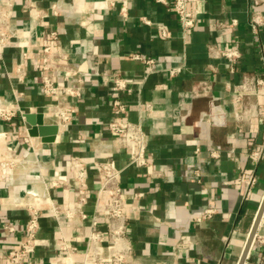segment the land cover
<instances>
[{"label":"crops","instance_id":"obj_1","mask_svg":"<svg viewBox=\"0 0 264 264\" xmlns=\"http://www.w3.org/2000/svg\"><path fill=\"white\" fill-rule=\"evenodd\" d=\"M166 1L127 0L124 13L123 0H13L10 28L15 37L3 54L11 76H0L1 96L17 98L25 112H42L46 100L32 57L52 30L83 78L84 89L72 122L59 130L54 142L33 136L15 139L16 150L28 149L29 155L15 170L11 185L0 179V253L25 238L28 211L16 202L27 191L49 193L68 207L74 204V157L89 164L90 201L84 209L89 215L98 187L93 161L127 166L129 154L117 150L107 126L116 95L112 80L119 75L131 88L119 96L129 102V118L142 123L151 162L161 172L149 176L145 168L129 166L122 175L136 264H238L264 196V155L258 161L250 158L252 150L264 147V95L238 99L235 90L246 77H264V0H202L196 26L186 38L170 8L172 0ZM255 16H260L258 24ZM220 21L225 25H218ZM159 25L166 26L168 36H161ZM210 45L239 46L242 56L234 71L225 59L209 54ZM135 53L154 62L133 58ZM19 63L26 68L24 82L13 77ZM172 66H181L178 75L165 70ZM140 102L151 103V109ZM45 122L54 123L49 117ZM29 127L20 115L14 125L0 121V131ZM4 146L0 140V158ZM213 150L218 157H211ZM194 168L202 169L201 181ZM245 170L258 176L249 200L242 198L239 181ZM59 179L64 184L46 186ZM138 192L143 195L136 197ZM41 203L42 244L34 259L67 263L63 247L76 246L73 260L81 262L90 219L56 220L47 200ZM209 206L218 209L212 219L192 220ZM257 234L264 237V215ZM244 264H264V242L252 245Z\"/></svg>","mask_w":264,"mask_h":264},{"label":"built area","instance_id":"obj_2","mask_svg":"<svg viewBox=\"0 0 264 264\" xmlns=\"http://www.w3.org/2000/svg\"><path fill=\"white\" fill-rule=\"evenodd\" d=\"M167 2L166 0H157ZM202 0H172L171 10L176 14L184 38L195 28L198 20V4ZM13 0L2 2L0 0V76L11 72L6 70L4 61V51L14 42L15 33L10 28ZM127 0H123L122 11L126 12ZM56 12V6H53ZM260 16L254 17V23L260 22ZM236 23V20H233ZM218 25L224 26V22H218ZM158 31L161 36H168L169 32L166 26L159 25ZM209 54L214 58H223L227 61L231 71L235 70L242 53L238 45L231 48H221L215 45L208 47ZM27 57L28 53L24 52ZM133 58L141 59L151 65L154 60L143 58L140 54H132ZM264 56V55H263ZM38 75V83L45 98L42 113L45 117L53 119L58 125L59 130L65 129L72 122L74 114L78 109V102L82 98L84 89V80L72 66L69 54L63 49L61 39L57 31L52 30L48 33L47 42L32 57ZM181 66L168 67L165 70L170 76H176L181 71ZM19 82H24L26 77V68L23 63L17 64L13 75ZM113 92L116 93L111 99L112 117L107 122L110 133L117 142V150H126L129 154L127 166L120 167L107 160H94L93 167L98 179V187L94 196V212L87 214L85 206L90 201L88 194L89 184V164L81 157H74L71 167L74 171L75 180L78 188V195L74 204L70 207L65 206L63 202L53 198L49 193L40 195L35 191H27L25 196L16 206L28 211V219L25 226V238L17 245L12 246L5 254L0 253V264H45L41 260L34 259V253L37 247L42 244L39 238L41 228V218L44 216L41 202L47 200L51 217L56 220L66 217L74 222L76 219H90L87 225L88 232L86 238V251L84 259L81 262H75L73 255L76 253V246L63 249L66 250L69 262L60 264H136L134 259V245L130 238V218L128 215V200L124 195L122 175L129 166L145 168L146 173L150 175H161L156 171L151 162V155L148 151V138L139 121H133L129 118V102L119 96V92H131L127 81L119 75L113 78ZM245 94L264 95V77L252 76L246 77L244 81L237 86L235 90L236 98H242ZM146 109H151V103L140 102ZM37 112V111H32ZM25 111L20 106L18 99L6 100L0 94V121L14 125L15 118L20 115L23 120ZM26 122V120H25ZM18 136L25 140L29 139L28 128L16 131L13 128L0 131V140L5 141L2 156L0 158V179H4L7 185L12 184L15 170L21 165L24 159L29 155V150L25 149L22 153L15 148L14 141ZM264 147L251 151L250 158L258 161L264 155ZM197 153L201 148L195 149ZM211 157H218L217 150L210 153ZM193 175L198 181L202 180V169L194 168ZM239 181L242 185V198L249 200L258 183V176L254 170H245L239 175ZM64 184V181L51 180L46 183L48 188L58 187ZM143 192H138L136 197L142 196ZM218 209L215 206H209L200 214L193 216L195 222H204L212 219ZM185 238V235H183ZM264 242V237L256 233L255 242ZM252 244V245H253Z\"/></svg>","mask_w":264,"mask_h":264},{"label":"water","instance_id":"obj_3","mask_svg":"<svg viewBox=\"0 0 264 264\" xmlns=\"http://www.w3.org/2000/svg\"><path fill=\"white\" fill-rule=\"evenodd\" d=\"M26 122L30 125L28 132L30 136L40 137L43 142L52 143L56 140L59 132V127L55 123L45 122V118L42 112H25L24 113ZM264 215V196L261 200L257 215L255 217L253 226L251 228L250 234L246 241L245 247L243 249L241 258L238 264H244L246 258L252 247L255 235L257 233L258 227L261 223L262 217Z\"/></svg>","mask_w":264,"mask_h":264}]
</instances>
